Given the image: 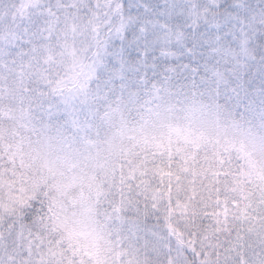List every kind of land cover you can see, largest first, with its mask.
Instances as JSON below:
<instances>
[{"label":"snow or ice","instance_id":"1","mask_svg":"<svg viewBox=\"0 0 264 264\" xmlns=\"http://www.w3.org/2000/svg\"><path fill=\"white\" fill-rule=\"evenodd\" d=\"M0 264H264V0H0Z\"/></svg>","mask_w":264,"mask_h":264}]
</instances>
